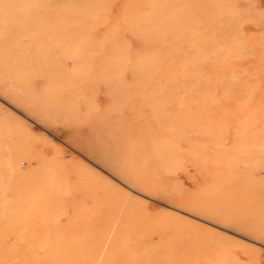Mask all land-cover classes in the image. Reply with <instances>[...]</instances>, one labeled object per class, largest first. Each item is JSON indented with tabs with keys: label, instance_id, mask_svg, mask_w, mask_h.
<instances>
[{
	"label": "rangeland",
	"instance_id": "1",
	"mask_svg": "<svg viewBox=\"0 0 264 264\" xmlns=\"http://www.w3.org/2000/svg\"><path fill=\"white\" fill-rule=\"evenodd\" d=\"M0 264H264V0H0Z\"/></svg>",
	"mask_w": 264,
	"mask_h": 264
},
{
	"label": "bare ground",
	"instance_id": "2",
	"mask_svg": "<svg viewBox=\"0 0 264 264\" xmlns=\"http://www.w3.org/2000/svg\"><path fill=\"white\" fill-rule=\"evenodd\" d=\"M105 56H106L105 57L106 58L105 61L106 62H110V63H105L106 66L103 67V72H105L106 74L118 73V75L121 78L125 79V77L130 72V70H131V72H135V69L138 68V67H136V65H133V64H131V69H130V66H126V65L123 66L122 63L117 61L118 58H116L115 56L110 55L109 52ZM110 56H112L115 59L111 60ZM125 63H126V61H125Z\"/></svg>",
	"mask_w": 264,
	"mask_h": 264
}]
</instances>
